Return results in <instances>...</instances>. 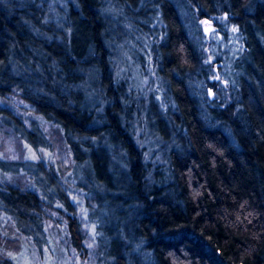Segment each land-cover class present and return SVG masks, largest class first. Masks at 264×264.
I'll list each match as a JSON object with an SVG mask.
<instances>
[{
    "label": "clouds",
    "instance_id": "1",
    "mask_svg": "<svg viewBox=\"0 0 264 264\" xmlns=\"http://www.w3.org/2000/svg\"><path fill=\"white\" fill-rule=\"evenodd\" d=\"M166 9L184 30L171 50ZM0 15L16 29H0V264H264V163L259 200L220 184L211 212L198 163L245 169L264 146L248 67L264 0H0Z\"/></svg>",
    "mask_w": 264,
    "mask_h": 264
},
{
    "label": "trees",
    "instance_id": "2",
    "mask_svg": "<svg viewBox=\"0 0 264 264\" xmlns=\"http://www.w3.org/2000/svg\"><path fill=\"white\" fill-rule=\"evenodd\" d=\"M134 3H138V0H134ZM208 4H212L213 0H207ZM143 15V13H141ZM89 17V24L91 30H95L96 25L95 21L92 18L91 14H88ZM201 17L207 19L208 17L205 16V13L201 12ZM165 18L169 22L170 25V49L171 44H175L182 41L183 36V29L178 30L179 22L176 21L175 13L169 12L167 9L165 10ZM214 25L216 24L215 21L212 22ZM5 26L10 28L12 31H16L12 25L8 24L6 20H4L3 16L0 15V29H3ZM218 26V25H217ZM143 27V25H141ZM147 30V29H145ZM22 39V38H21ZM248 46L252 48V55L255 67L257 70L253 71V65L249 64V71H252V74L257 78V80H264V46H261L254 36H250V40L248 42ZM6 44H0V58L4 56V49ZM195 63V60H193ZM41 111L53 112L55 116L59 120L65 121L66 124L72 127H79L75 121L71 120L70 117L66 116L63 112L55 110V109H48V108H41ZM185 114L187 115V109ZM201 135H203L201 133ZM129 150L133 151L129 146ZM135 155V153L133 152ZM199 155V154H198ZM249 160L252 162L248 168L242 169L239 167L236 161H233L232 167H229L226 160L218 159V167L213 172L208 164L206 156L203 160H198V163L202 164V167L208 170V191L213 194V197L207 201L209 207L208 211L211 212L213 209L212 201L216 198L218 194H222L221 188L218 187L220 184L227 185L228 188L232 191V194L237 196L238 198L243 196L249 200H259L260 199V191H261V184L257 183L258 173L254 169V165L257 160L261 163H264V146H261V150L255 153V155H250ZM264 171V169H261ZM235 173V175H234ZM203 182L204 177H199ZM207 196V193L205 194ZM148 222L145 221V224ZM210 235V233H209Z\"/></svg>",
    "mask_w": 264,
    "mask_h": 264
}]
</instances>
